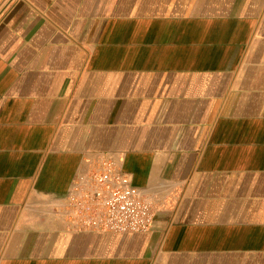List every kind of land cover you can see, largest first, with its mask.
Returning a JSON list of instances; mask_svg holds the SVG:
<instances>
[{
  "label": "crops",
  "instance_id": "obj_1",
  "mask_svg": "<svg viewBox=\"0 0 264 264\" xmlns=\"http://www.w3.org/2000/svg\"><path fill=\"white\" fill-rule=\"evenodd\" d=\"M104 159L148 232L68 224ZM0 264H264V0H0Z\"/></svg>",
  "mask_w": 264,
  "mask_h": 264
},
{
  "label": "built area",
  "instance_id": "obj_2",
  "mask_svg": "<svg viewBox=\"0 0 264 264\" xmlns=\"http://www.w3.org/2000/svg\"><path fill=\"white\" fill-rule=\"evenodd\" d=\"M153 203L109 159L79 175L65 197L64 215L76 231L140 234L151 229Z\"/></svg>",
  "mask_w": 264,
  "mask_h": 264
}]
</instances>
